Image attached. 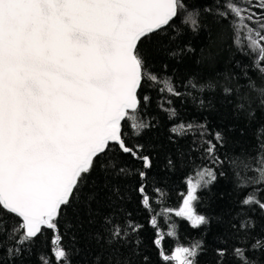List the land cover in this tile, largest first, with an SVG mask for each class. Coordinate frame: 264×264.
<instances>
[{
  "label": "snow or ice",
  "instance_id": "1",
  "mask_svg": "<svg viewBox=\"0 0 264 264\" xmlns=\"http://www.w3.org/2000/svg\"><path fill=\"white\" fill-rule=\"evenodd\" d=\"M178 23L190 39L226 29L230 47L258 53L254 67L264 76V0H0V264H264V88L259 115L241 104L248 124H226L232 89L220 96L216 69L190 62L192 43L175 44ZM156 62L187 91L152 71ZM156 85L198 100L219 117L218 130L209 131L207 116L199 125L178 122L177 110L160 103L171 122L166 150L140 142L157 127L144 117L146 89ZM253 122L260 137L249 143ZM194 127L208 137L202 160L212 166L191 155ZM237 142L256 149L254 175L235 173L231 192L211 194L227 197L219 213L198 212L200 193L228 179L222 150ZM127 158L139 161L135 171ZM181 167V203L155 214L146 182ZM133 193L150 213L151 236L128 210ZM173 216L201 239L165 251L166 238L178 236Z\"/></svg>",
  "mask_w": 264,
  "mask_h": 264
},
{
  "label": "trees",
  "instance_id": "2",
  "mask_svg": "<svg viewBox=\"0 0 264 264\" xmlns=\"http://www.w3.org/2000/svg\"><path fill=\"white\" fill-rule=\"evenodd\" d=\"M205 2V0H201ZM180 30V35L176 37L175 44L185 45L187 43H192L196 47V51L192 54V61L203 60V63L196 65L202 70H212L216 69L214 76L218 84L217 92L220 96L224 95L223 89H232L231 99L229 101L228 107V119L225 121L226 124H239L244 127L248 124L242 111L238 110V105L243 104L246 108L251 107V109L256 110L257 114L260 113L259 101L261 99L258 90L264 88V76H262L259 71L254 67L255 61L258 58V53L252 52L246 46L244 52L237 51L231 46L230 33L226 29H222V35L217 36V32L212 33V38L207 39L203 34L199 37H192L191 30L185 25L177 24L173 30L172 35H176V29ZM175 47V45H173ZM247 53V55H245ZM211 54V58H210ZM239 62V63H237ZM152 71H154L161 78L165 76H171L173 84L178 90L184 92L187 89L184 83L181 82V77L173 74L171 69L165 72L161 67L159 62H156L152 66ZM160 85L155 87H149L146 89V94L151 95L152 101L147 108L146 113H144L145 119L151 120L157 127L152 128L147 132V135L140 142H148L150 144H155L157 149L160 148L161 144L165 145V150L167 146V141L164 139L167 135V127H171V122L165 120V113H163L158 104L163 103L167 108H175L178 115V122L183 121L185 123L192 122L194 125H199L204 123V117L207 116L208 120L211 122L209 126V131L218 130L216 125L219 121V117L216 115H209L208 110H201L198 108L199 101L196 103L192 102L191 97H171L167 93H161L159 89ZM195 95V93H193ZM171 99L172 104H168L167 101ZM166 125V126H165ZM201 129L194 127L192 132L189 133L191 137V155L197 157V163L203 162L208 166H212L206 159L202 160V147L204 146V141L208 138L207 135L201 136ZM129 137L131 138V129H128ZM231 136L235 137L238 134L230 133ZM257 137H260L259 130L253 122L250 125V131L247 136V141L249 143H255ZM264 139V137H260ZM133 142H136L135 138H132ZM187 145V142H185ZM226 151L225 159V170L228 173V179L225 180L220 178V183L218 186H213L211 192L204 191L200 193L203 200L197 206V211L201 213L214 212L219 213L224 203L227 201H219L218 199L211 200L209 197L212 193H219L221 191H232L233 185L237 182V176L235 173H239L240 177L247 178L253 176L254 173L250 169L257 167L255 163V157L250 155V153L255 152L256 149L245 150L239 142L234 146L230 145L229 150ZM223 158V157H222ZM160 163V161H157ZM126 164L135 171L139 167V161L131 158L126 159ZM187 170L181 167L180 169L172 172L171 174L161 172L160 177L163 179L156 182L152 181L146 182V194L149 195L151 201V207L155 214H159L163 207L176 208L181 203V193L186 191L185 177ZM132 187V185H129ZM255 187V186H254ZM156 188H161L163 195L156 192ZM136 199H133L128 204V210L134 213L133 218L141 223H144L147 229L146 235L151 236L153 230L148 225V218L150 213L143 209V207L138 203V194L133 193ZM233 198L235 193H233ZM162 201V203H161ZM211 205V207H210ZM158 220L162 218L158 215ZM178 224V236L175 239L166 238L165 240V251H170L176 243H181L187 246L193 241L201 239L202 234L199 230L191 229L187 221H183L178 217L173 216L171 221ZM163 230H167L166 226L161 224ZM65 243H70L68 236H65ZM208 240H212L213 237H207ZM155 254V250H153Z\"/></svg>",
  "mask_w": 264,
  "mask_h": 264
}]
</instances>
